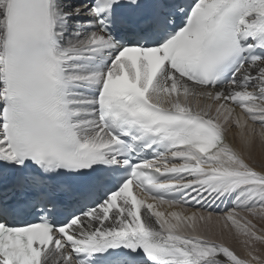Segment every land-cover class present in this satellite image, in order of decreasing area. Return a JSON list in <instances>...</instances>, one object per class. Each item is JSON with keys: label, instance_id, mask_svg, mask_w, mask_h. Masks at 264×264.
I'll return each mask as SVG.
<instances>
[{"label": "snow or ice", "instance_id": "obj_1", "mask_svg": "<svg viewBox=\"0 0 264 264\" xmlns=\"http://www.w3.org/2000/svg\"><path fill=\"white\" fill-rule=\"evenodd\" d=\"M0 264H264V0H0Z\"/></svg>", "mask_w": 264, "mask_h": 264}, {"label": "bare ground", "instance_id": "obj_2", "mask_svg": "<svg viewBox=\"0 0 264 264\" xmlns=\"http://www.w3.org/2000/svg\"><path fill=\"white\" fill-rule=\"evenodd\" d=\"M256 155H257V159H259V149L257 150V153H256ZM149 202H151V201H149ZM225 203V202H224ZM229 203L231 204V202H226V204H227V206L229 205ZM220 204H223V203H218V205H216L215 207H218ZM225 205V204H224ZM223 205V206H224ZM230 207H231V205H229ZM229 207V208H230ZM159 210H161V211H165V210H167V211H172V210H176V211H181L182 209L180 208V207H176V208H174V209H168L167 208V205H163V206H161L160 208H159ZM196 210V208H190V209H188L187 211H188V213H190L191 211H195ZM234 246H236L237 248H238V250H239V246L238 245H234Z\"/></svg>", "mask_w": 264, "mask_h": 264}, {"label": "rangeland", "instance_id": "obj_3", "mask_svg": "<svg viewBox=\"0 0 264 264\" xmlns=\"http://www.w3.org/2000/svg\"><path fill=\"white\" fill-rule=\"evenodd\" d=\"M225 204V205H224ZM224 205V206H223ZM229 205H231L230 203H229ZM227 206V204H226V202L225 203H223V204H220L218 207H215V206H213V210L215 211V212H221V211H223L226 207H230V206Z\"/></svg>", "mask_w": 264, "mask_h": 264}]
</instances>
